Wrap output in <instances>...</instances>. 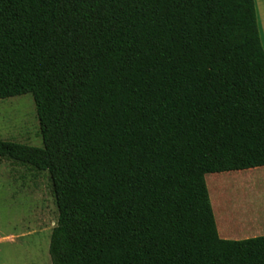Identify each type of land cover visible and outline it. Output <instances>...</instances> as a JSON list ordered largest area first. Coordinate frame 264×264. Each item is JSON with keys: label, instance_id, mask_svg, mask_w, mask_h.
Masks as SVG:
<instances>
[{"label": "trees", "instance_id": "obj_1", "mask_svg": "<svg viewBox=\"0 0 264 264\" xmlns=\"http://www.w3.org/2000/svg\"><path fill=\"white\" fill-rule=\"evenodd\" d=\"M33 97L51 264H264L220 238L207 174L264 167L255 0H0V100Z\"/></svg>", "mask_w": 264, "mask_h": 264}, {"label": "rangeland", "instance_id": "obj_2", "mask_svg": "<svg viewBox=\"0 0 264 264\" xmlns=\"http://www.w3.org/2000/svg\"><path fill=\"white\" fill-rule=\"evenodd\" d=\"M0 140L42 146L30 94L0 100ZM205 180L218 228L251 218L254 231L235 228L249 238L264 235V167L207 174ZM241 209L255 210L253 218ZM57 216L47 172L0 159V264H51L48 247Z\"/></svg>", "mask_w": 264, "mask_h": 264}, {"label": "crops", "instance_id": "obj_3", "mask_svg": "<svg viewBox=\"0 0 264 264\" xmlns=\"http://www.w3.org/2000/svg\"><path fill=\"white\" fill-rule=\"evenodd\" d=\"M255 4H256V9H257L258 24H259V28H260V33H261L262 41L264 44V0H255ZM255 207H257V206L255 205L254 208ZM240 212L243 216H246L249 213L251 215V217L253 218L255 210L252 209V210H250V212H247V211H244L243 209H241ZM234 224H235V226H232L231 228H229V226H231V224L229 221H227V222H224L222 224L221 229L218 228V226H217V230H218V234H219L220 238L231 239V240H238V238L246 239L249 237L247 236V232L242 230L243 227L248 229V226H249L251 228V230L254 231V222H253V220H251V218H250L249 222L245 221V220H240L239 223H234ZM236 226L241 227L242 229L239 231L238 229L235 228Z\"/></svg>", "mask_w": 264, "mask_h": 264}]
</instances>
